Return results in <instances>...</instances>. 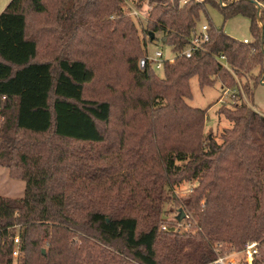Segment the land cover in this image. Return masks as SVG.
Returning a JSON list of instances; mask_svg holds the SVG:
<instances>
[{"label":"trees","instance_id":"trees-1","mask_svg":"<svg viewBox=\"0 0 264 264\" xmlns=\"http://www.w3.org/2000/svg\"><path fill=\"white\" fill-rule=\"evenodd\" d=\"M126 1L153 5L148 36L177 52L209 7L247 18L254 38L209 22L210 42L161 78L138 66L147 49ZM174 1L11 0L0 15V166L26 184L23 198L0 197V264H13L17 227L22 264L39 245V264H212L218 246L249 242L264 264V118L222 109L232 128L218 144L204 135L209 109L187 103L194 77L237 87L216 56L264 76V0ZM185 181L198 185L180 199ZM167 203L188 230H162Z\"/></svg>","mask_w":264,"mask_h":264},{"label":"rangeland","instance_id":"rangeland-1","mask_svg":"<svg viewBox=\"0 0 264 264\" xmlns=\"http://www.w3.org/2000/svg\"><path fill=\"white\" fill-rule=\"evenodd\" d=\"M196 1L202 2L204 0ZM10 2L11 0H0V15L4 12ZM170 2L174 4L175 1L170 0ZM185 2L187 3L188 1H181L180 7H184ZM153 7V5H150L148 2H146L143 5L142 9H138L134 3H132L131 1H126L123 6V9L126 16L131 19L133 23H135L139 31L140 38L146 44V51H148V53L152 55L156 49H161L163 50L165 57L167 59H170L173 57V53L171 52V49L164 45L162 42L164 34L155 33V39L154 41H152L146 31L147 24L150 19L149 16ZM132 8H136L141 11L144 15V20H142V18H137L133 16L131 14ZM208 13L209 18H207L206 16H202L201 20L198 22V26L203 23L208 24L209 22H212L217 29L223 30L228 36L236 40L244 41L245 39H248L250 41H253L254 37L250 28L251 24L247 18L243 16H237L229 20H225L223 15L218 10L213 9L211 7L208 8ZM42 23H40V25ZM260 26H262V23H260ZM77 49L80 51L81 49H83V47L81 45H77ZM121 69L122 67L120 66L118 70ZM232 69L233 73H231L229 70L228 71L236 80L237 87H239V90L241 92L239 97H235L233 95H230V97H223V86L220 81H217V83L213 87L205 88H201L197 77H194L190 81L192 98L187 100V103L194 108L203 110L209 109L204 123V135L205 137L214 139L218 144H222L223 133L226 130L232 128V123L227 118V115H223L220 113L222 109L227 111L228 114L236 116L237 112L235 108L243 106L245 104L250 110L254 111L255 113L259 114L261 117L264 118V76H261L260 78H251L249 74H245L242 72L241 76L234 70V68ZM255 73L258 74V71H256ZM157 74L159 75V77H163V73L158 72ZM236 77L238 80L236 79ZM255 82H259V84L254 87ZM247 84H249L251 87V90L249 92L246 90L245 87V85ZM234 88L228 89L233 90ZM197 185L198 184L196 182H182L174 188V194L180 199L187 198L193 193V190ZM25 187V182L11 178L9 170L5 167L0 166V197H8L13 199L23 198L25 195ZM173 207L174 206L170 203H167L165 205L162 230H164V228H167L169 224H175L177 230L183 233L184 231L189 229V226L187 224L188 222L185 221L184 218L181 223H179L178 217L180 215V212L176 211L175 207ZM202 207L206 208L204 202L201 205V208ZM181 214L185 215L186 212H182ZM16 230L18 231L16 232L15 236L20 237L21 249L23 240L20 234V230L21 232H23V229L17 227ZM33 235L34 237H37L36 234L33 233ZM220 246H222L221 248H219L218 246V248L221 249L220 256H232L235 262L238 264H256V262L260 263L261 254H258L259 256H256L251 263H248V261H246L247 255L244 252L245 246L242 249L235 248L231 245ZM45 248V245H39L35 248L32 254V261L30 262V264H39L40 250L43 249V253H45ZM218 256L219 254H217V257ZM23 257L24 255L22 251H20V254L17 258L13 256V264H22Z\"/></svg>","mask_w":264,"mask_h":264},{"label":"built area","instance_id":"built-area-1","mask_svg":"<svg viewBox=\"0 0 264 264\" xmlns=\"http://www.w3.org/2000/svg\"><path fill=\"white\" fill-rule=\"evenodd\" d=\"M183 2V1H182ZM186 4V2H185ZM184 4V5H185ZM131 14L137 18H142L144 20V15L141 11H139L136 8L131 9ZM210 27L208 24L203 23L200 24V26H197L192 32L191 36L187 39V44L185 48L182 51H174L173 48L171 49V52L173 53V57L170 59H167L165 57V54L163 50L156 49L154 53L151 55L146 51L145 56L139 61L138 66L140 70H145L147 67H151L156 73L160 72L163 73L164 65L166 62L173 63L175 59L178 56L186 57L187 59H190L193 57V55L197 52H200L203 50L205 45H207L210 42ZM244 44L248 45L250 43L249 40H244ZM216 60L219 64H221L225 69L229 70L231 73H233V69L229 66L227 63L225 56H216ZM237 79V77H236ZM238 80V79H237ZM241 94L239 87L234 88L233 90L230 89H224L223 90V97L233 95L235 97H239ZM222 97V98H223ZM166 228H164L165 230ZM14 244L15 248L13 251V256L17 258L20 254V237L16 236L14 238ZM222 246H219L221 248ZM244 252L247 255L248 263H251L255 257L258 255V243L256 242H249L244 247ZM212 264H238L235 262L234 258L232 256H219L216 258V260Z\"/></svg>","mask_w":264,"mask_h":264},{"label":"water","instance_id":"water-1","mask_svg":"<svg viewBox=\"0 0 264 264\" xmlns=\"http://www.w3.org/2000/svg\"><path fill=\"white\" fill-rule=\"evenodd\" d=\"M154 39H155V33L151 32V40L154 41ZM182 217H184V215Z\"/></svg>","mask_w":264,"mask_h":264},{"label":"crops","instance_id":"crops-1","mask_svg":"<svg viewBox=\"0 0 264 264\" xmlns=\"http://www.w3.org/2000/svg\"><path fill=\"white\" fill-rule=\"evenodd\" d=\"M245 40H248V39H245ZM250 41V40H249Z\"/></svg>","mask_w":264,"mask_h":264}]
</instances>
